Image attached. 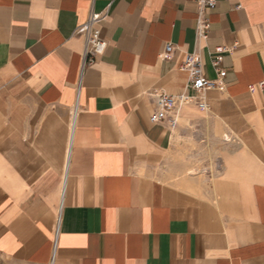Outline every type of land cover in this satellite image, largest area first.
I'll list each match as a JSON object with an SVG mask.
<instances>
[{
	"label": "crops",
	"instance_id": "crops-1",
	"mask_svg": "<svg viewBox=\"0 0 264 264\" xmlns=\"http://www.w3.org/2000/svg\"><path fill=\"white\" fill-rule=\"evenodd\" d=\"M91 7L107 46L77 95ZM197 13L0 0V264H49L57 220L53 264H264V0H216L207 38ZM192 52L223 87L181 105L176 128L151 123L149 92L194 93Z\"/></svg>",
	"mask_w": 264,
	"mask_h": 264
},
{
	"label": "built area",
	"instance_id": "built-area-1",
	"mask_svg": "<svg viewBox=\"0 0 264 264\" xmlns=\"http://www.w3.org/2000/svg\"><path fill=\"white\" fill-rule=\"evenodd\" d=\"M198 5V13L196 17V36L198 38H207L210 28L209 18L206 16L208 9L216 5V0H194ZM105 18V14L97 13L91 7L87 14L85 21L76 28L75 33L80 34L84 38V46L81 55L79 77L76 84V93L79 94L83 74L85 69L91 66L97 55L103 54L106 49L107 43L100 36V31L95 27V24ZM174 47L171 43H167L164 48L165 56L172 53ZM227 50L224 46L215 48L216 58L213 64H219L221 57L220 54ZM180 69L187 71L188 84L187 87L191 88L194 93L188 95L185 92L178 95L167 94L162 90H153L149 92V96L154 99L153 111L149 116V121L154 124H166L169 129L176 128L179 118V107L181 105L195 102L199 108H206L204 93L210 89H221L223 87L222 79L226 74L224 69H217V78L209 79L205 76L203 70V63L201 58L195 53H188L180 64ZM260 87H264V80L260 82ZM76 117V106L71 115V127L74 125ZM58 237V220L57 228L54 235L52 256L49 264L54 263L55 249Z\"/></svg>",
	"mask_w": 264,
	"mask_h": 264
}]
</instances>
